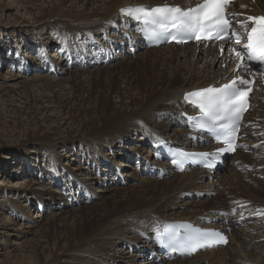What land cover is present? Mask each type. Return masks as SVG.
Listing matches in <instances>:
<instances>
[{"label": "rangeland", "instance_id": "rangeland-1", "mask_svg": "<svg viewBox=\"0 0 264 264\" xmlns=\"http://www.w3.org/2000/svg\"><path fill=\"white\" fill-rule=\"evenodd\" d=\"M108 1L109 0H101L100 3L103 5L98 6L97 9L106 5ZM52 2L53 4H57L58 0H52ZM52 2L50 0H0V264H46V260H50L49 264H92L88 257H83V260H78L74 259L75 255H66V257L62 255V250L66 245V240L64 239L67 234L65 230H62L63 226L75 227L76 224H79L81 211L85 208V210H90L88 206H99L101 210L113 209L114 205L111 203L107 207L105 204L108 199L110 202L116 200L117 197L110 199V197L113 196L114 188H121L119 189V195L123 196L126 190H133V193H139L140 186L146 178L158 180L159 186H161L163 180H166L163 179V177L162 179L156 178L152 173L151 176H147V173H144V171L142 172L140 169L141 165L135 161L134 154L127 155V159L122 156H109L111 161L105 159V162L99 163V166L96 165L95 170L94 164H81L77 162L76 159L79 157L81 149L79 148L80 144L78 142L95 136H83V132H89L93 126L96 127L94 129L100 126V124H98L99 116L96 117L91 112L86 114V110L90 109L94 104L96 95L93 98H88L87 93L83 94V92L79 91V93H82L81 97L85 98L84 104H82V102L78 105L79 108L83 106V110L80 114L74 112L72 117L67 113L68 107L62 106L67 97V99L71 98L72 90L70 93L69 88L72 86L71 83L73 81L77 83L80 73L78 71L82 73V75L80 74L79 76L80 80L83 79L82 81L84 82L83 84H85V88H88L92 74L94 76L98 72L104 73L107 70L109 72L112 70L120 74L124 66H136L138 63L142 64L143 60H145V54L150 52L148 49H153V47L145 48L141 45L139 48H136L135 52L132 54L129 53L126 43H123L127 40L124 38L127 33L122 38H119L117 30L119 28L121 29V24L118 23L119 28L118 24H112L107 32L114 34L117 31V33L115 34V39H109L107 45H116V49L112 50V48H110V59L106 61H97L100 57L98 55L97 59L93 51L99 49V52H102L101 48L105 38H101V34H105L106 31L101 29L100 35L93 34L90 39L91 41H88V43H85L87 42V38L82 34L76 35L72 33L65 35V37L72 35L70 39L73 37H75L76 40L81 37L85 39L84 43L79 40L75 43H71L67 37L60 39L58 30L56 28L52 30L54 27L51 26V24H57L64 28H74L71 20L77 16L92 14L91 5L84 4V0H73V3L72 0H65V7L68 8V6H72V10L62 17L70 20V24L62 23L60 20H56L58 17L53 16L41 20L42 7L48 8L47 6L53 5ZM59 7L60 6H58V8ZM58 14L62 15V12L59 13L58 10ZM120 32L122 31L120 30ZM38 39L46 41L52 40L54 44L59 45V47L53 45L48 48L49 55L43 52L36 56V58L41 61L40 63L44 61V59L40 60L41 56L46 57L48 60L51 59L52 63H44V67L47 68V65H50L51 69L55 67L58 74L55 73V70L46 72L38 65L32 64L34 60L26 56L32 55L30 52H26V54H14L15 49L26 50L28 48L27 46H32L31 44L35 41L37 43ZM175 48L178 47L175 46ZM79 50L81 51L79 52ZM125 50H127V52ZM161 52H163L162 49L161 51H151L152 54L156 53L160 56L162 58L161 61H163L164 53ZM90 56H92V58ZM66 58L69 60L66 61ZM78 58L82 60L78 62ZM18 59L21 60L19 61ZM181 62L183 61L181 60L180 63ZM175 64V61H171L168 64V68L163 71L165 77L169 76ZM158 67L161 68L160 63ZM136 70L134 75H132L131 71L129 72L132 80L136 78L132 83L133 87L136 86L138 80L145 82L144 70L140 65ZM138 73L139 76L136 77L135 75ZM178 76L183 77L184 70L178 72ZM42 77H52V82L58 79L60 83L58 82L57 84V82H54L53 91H50L49 87L43 86L44 84L42 83L46 80ZM88 77L90 78L89 81ZM116 78L118 81L117 88H120L121 92L126 96L125 90L127 88L124 85L126 78L120 75L116 76ZM60 79L64 82L62 83ZM70 79L72 81H70ZM102 79L103 85H106L108 83L106 76H103L101 80ZM23 87H25V89H23ZM28 93L31 94L32 99L27 96ZM132 93L133 91H130V94ZM103 94L112 104L116 103V93H110V91L105 88ZM60 95L65 96L61 97ZM126 99L127 98H125L124 101H126ZM118 104L117 102V105ZM34 121H37V124L34 123ZM161 121L165 120L163 119ZM38 123L45 133L42 135L47 136L49 140L54 139L52 143H37L32 141L28 143V135L38 132ZM168 123V133H172L178 125H175L176 121H168ZM56 124L58 125L56 126ZM82 125H84V128ZM107 132L110 134L112 129L107 130ZM70 138L74 140H70ZM137 143H139V141H134V144L129 143V145L133 144L131 146L137 148L140 156L147 154V150L150 148L148 143ZM69 144H72V146ZM130 147L125 149V151H132L133 149H130ZM152 157H154V155ZM120 161L123 162L122 166L118 164ZM131 161H134V163H131ZM53 163L56 165L55 168ZM125 163H127L128 166L123 167ZM104 165L107 168L114 167L113 169H116L109 173L110 180L116 175L114 178L115 180L107 182L103 170L105 167ZM89 167L92 169L91 173L89 171L90 169H88ZM117 167H119V170ZM53 168L56 170H53ZM153 172L155 173V171ZM119 175L121 178L124 177L126 179L124 184L116 183V178L118 179L120 177ZM260 178L261 177H259L258 180H260ZM102 184H107L106 186L108 187H103ZM210 195L212 194H207L205 197L208 199L222 196ZM224 195L227 198V193ZM144 196L151 197V194ZM200 199H202V197L199 195L190 197L189 199L188 197L183 199L179 198V200H177V205L185 201H200ZM186 209L190 210L191 208L186 207ZM221 217L228 220L226 216ZM229 222L232 223L231 221ZM256 222L257 221H254L250 225H254ZM260 231L259 229H255L252 232V234L255 236L257 235L256 237L259 239L252 241L255 245L251 246L250 249L247 247L243 249L244 255H246L243 256V258H239L241 254L240 245H236V243L232 245V242L229 243V247L227 248L228 252L233 251L232 253L234 254L237 250L236 253H239L238 259L229 264H264V233L261 234ZM126 241L133 242L129 240ZM108 242V239L103 237L97 239L95 245L87 246V248H94L91 251L92 255H96L99 262L100 260H105L108 256L113 259L121 258L124 261H132L131 257H128V255L132 254L135 249L137 250L138 248L136 247H140V243L143 241L134 243V250L127 248L125 245L122 246L121 244H117L114 249H112L108 246ZM144 243L147 244V242ZM147 251L148 250H145V253ZM219 251L224 253V250ZM138 253L139 255L141 254L140 252ZM39 254L41 257L43 256L42 259ZM72 254L76 253L72 252ZM147 255H142L140 258L143 260L148 259L154 263L158 262V257L151 258L150 256L148 258ZM136 261L137 260H135V264ZM200 261H203V264L212 262L207 261V259H202V257Z\"/></svg>", "mask_w": 264, "mask_h": 264}, {"label": "bare ground", "instance_id": "bare-ground-1", "mask_svg": "<svg viewBox=\"0 0 264 264\" xmlns=\"http://www.w3.org/2000/svg\"><path fill=\"white\" fill-rule=\"evenodd\" d=\"M50 1L52 2V0ZM84 1V4L91 5L93 13L85 16H77L71 20L74 28H64L61 25L51 24V26L54 27L52 30H55V28L58 30L60 39L61 37L65 38V35L67 34H82L87 38V42L85 43H88V41H91L90 39L93 34L100 35L101 29H103V31H107L109 28H111L112 24L116 25L120 23L121 29L119 28L118 24V37L122 38L126 35V33L127 35L130 34L129 41L134 44L132 48L135 52L137 47L139 48L141 45L145 47V45L144 43L139 42L131 34L133 32V25L131 21L125 17L126 14L122 12V9H128V7L132 5H145L148 7L149 5L158 4L163 0H109L107 4L100 9H97V7L103 5L100 3L101 0ZM260 3L264 4V0H256V3L253 5L254 10L257 12L260 11ZM57 4L60 6V9L58 8ZM57 4L55 3L53 5L47 6L48 8L42 7L40 19L43 20L47 19L49 16H53L58 17L56 20H60L62 23L70 24V20L62 16L71 11L72 6H68V8H66L65 0H58ZM57 9L59 10V13L62 12V15L58 14ZM120 30L122 32H120ZM127 42L128 41L126 40V42L124 41L123 43L125 44ZM37 43L38 45L41 44L46 46L47 50L53 45H56L52 40L46 41L43 39H38ZM56 46L59 47V45ZM129 49L130 48H128V51ZM161 49L163 51L161 53H164L163 61H161L162 58L156 53H151L152 50L161 51ZM125 51L127 52V50ZM148 51L150 52L145 54V60H143V62L141 60L142 64L138 63L136 66H124L120 74L115 73V71L112 70H110V72L107 70L104 73L98 72L94 76L92 74L91 79L88 77V81L90 79L88 88H85V84H83L84 82L82 81L83 79L81 78L82 80H80L79 76L80 74L82 75V73L81 71H78L80 73L77 83H74V81L72 83L70 82L72 84V86L69 88L70 93L72 90L71 98H64L65 103H63L62 106L68 107L67 113L72 117L74 112L80 114L83 110V106H81L82 108H79L78 106L82 102V104L85 102V98L81 97V92H83V94L87 93L88 98H93L96 95L94 104L90 107V109L86 110V114L91 112L96 117L99 116L98 124H100V126L97 129H94L96 127L93 126L89 132H83V136H95L93 138H87L81 142H78L80 144L79 148H81L79 157L76 159L78 163L94 164L95 170L96 165L99 166V163L105 162V159L111 161L109 156H122L126 157L127 159V155L134 154V158L137 163L140 164L145 162V165H141L140 168L142 172L144 171V173H147V176H151V173L154 170L156 174H163V179L166 180H163L161 186H159L158 180L146 178L143 180V183L140 186L139 193H133V190H126L123 193V196L119 195V189L121 188H114L113 196L110 197V199L117 197L116 200L110 202L108 199L107 203L105 204L107 207L111 203L114 205L113 209L106 208L107 210H101L99 206H88L90 210H85L86 208L82 210L79 224H76L75 227L63 226V229L61 228L67 233H65L66 238L64 240H66V245L62 250V255L65 257L66 255H75L74 259L78 260H83V257H88L92 264H135V260H137L136 264H203V261H200L201 257L202 259H207V261H212L209 264H229L238 259L239 254L236 253L237 250L234 252V254L232 253L233 251L228 252L227 248L229 247V243L232 242V245L233 243L240 245L239 247L241 249V254L239 255V258H243V256H246L244 255L243 249L248 247V245L251 244L253 240L256 241L259 239L256 237L257 235L255 236L252 234V232L255 229H259L261 230V234L264 233V150L253 152V154L250 155L238 153L235 155V157L233 156V159L228 160V162H224V166L226 168L225 172L213 174V176L207 171H205L207 173L205 175L203 172L204 170L199 169L200 171H198V168L190 171L189 173H174L170 170L169 164L167 162L154 160V157H152L154 155V150L150 147V144L155 143L158 137H171L169 139H173L175 142H181L182 144L188 146L192 145L190 140L186 138L187 131L185 132V130L177 127L172 133H168V121H176V114L178 111L184 108L183 102L181 101V96L184 91L193 89L195 87L204 86L205 84L212 82L214 79L226 74L224 72H227L226 68L228 67V64L226 62L227 57L225 55L218 56L214 51H212V49H210V47L204 50L202 48H194L191 50L189 47L175 48L174 45L170 44L166 47L158 49L153 47V49H148ZM26 56L27 58L34 60L32 64L38 65L44 71L50 72L55 70V73L58 74V71H56L55 67H53V69H51L50 65H47V68L44 67V63H52L51 59L48 60L46 57L41 56L40 60L44 59L42 64L38 58L33 57L32 55ZM18 60L20 61L21 59ZM68 60L69 59L66 58V61ZM81 60H79V58L77 59L78 62ZM181 60L183 62L180 63ZM171 61H175V67L172 68L169 76L165 77L163 71L168 68V64ZM159 63L161 68L158 67ZM139 65L144 70L143 74L145 77V82L138 80L136 82V86L133 87L132 83L136 80V78L135 80H132L129 72L131 71L132 75H134L137 71L136 68H138ZM182 70H184V76L179 77L178 72ZM119 75L126 78L124 84L127 88L125 90L126 96H124V93L121 92L120 88H117L118 81L116 76ZM103 76H106L108 80L106 85H103L102 83L103 79L101 80V78ZM135 76L138 77L139 73ZM42 78H44L46 81L42 80L44 83H42V81L41 83L44 84L43 86L49 87L50 91H53V83L57 82L58 84L59 82L58 79H55L52 82V77ZM60 81L62 83L64 82L61 79ZM70 81L72 80L70 79ZM105 88L108 89L110 93H116V103L112 104L103 94ZM23 89H25V87H23ZM79 91L81 92L79 93ZM130 91H133V93L130 94ZM262 94L263 92H254L253 109L247 114L246 117V121L251 123V127H255L256 130L254 133L259 134V137L256 138V141H250L249 143H255L264 140V99L261 97ZM27 96L31 98L30 93H28ZM124 97L128 100L126 99V101H124ZM117 102L119 103L118 105ZM163 119L165 121H161ZM36 122L37 121H34V123ZM58 124H56V126ZM38 126L39 127L37 130L41 133L36 132L29 134L27 140L28 143L31 141L37 143H52L54 139L49 140L47 136L42 135L45 133L42 131L40 127L41 125L39 124ZM82 126L84 128V125ZM111 129L112 132L108 134L107 130ZM38 134L42 136H39ZM249 137H252L251 132L250 135H248V138ZM70 140L74 139L70 138ZM134 141H139L141 144L148 143L150 147L147 150L148 153L144 156H140L137 148H135V146H131L134 144ZM129 143L133 144L129 145ZM69 145L72 146V144ZM128 147L133 150L125 151V149ZM203 150L207 154L211 153L210 147H207ZM239 159L242 162H255V164L237 162V165L233 166L236 160ZM118 164L122 166L123 162L120 161ZM53 165L55 168L56 165L54 163ZM125 166H128V164L125 163L123 167ZM245 166L247 167L245 168ZM54 168L53 170H56ZM113 168L114 167L107 168L106 166L103 168L107 182L115 180L114 178L116 175L111 180L109 179L110 171L112 172L116 170ZM256 168H260V171H256ZM88 169H90V167ZM117 169L119 170V167H117ZM89 171L91 173L92 169ZM211 176L212 178L209 180V177ZM259 177H261L260 180H258ZM125 182L126 179L124 177L121 178L120 176L118 179L116 178L117 184H124ZM106 185L107 184H102L103 187H108ZM225 193L228 195L227 198L224 195ZM150 194L151 197L144 196ZM207 194L222 196L218 198L212 197L207 199L205 197ZM196 195L201 196L202 199H200V201H185L180 205H177V200H179V198L183 199L188 197L189 199L190 197H194ZM238 204H245V206L252 208L259 207L263 214L260 220L254 225L246 224L238 228V230H235L236 226L230 223V220L223 219V228L225 230H233L230 242H228L224 248L200 252L189 259L180 258L174 259L172 261H168L167 259H164L163 256L154 253L151 258L158 257L157 263L151 262L148 259L143 260L140 258L142 255L147 253H145V251H141V248H139V251L138 249L134 250L135 247L133 244L137 241L147 242V244H145L149 248L148 251L150 250V240L146 239V235L149 234V231L152 229L154 224L162 225L163 222L169 221L171 219L180 223L190 220H196L198 222L209 221L219 217L217 212H225V209H229L231 206H237ZM186 207L191 209L187 210ZM103 237L108 239V246L112 249H114L117 244H121L122 246L125 245L127 248L133 249V253L128 255V257H131L132 261H124L121 258L113 259L108 256L105 258V260H100L99 262L96 258L97 256L92 255L91 251L94 248H87V246L95 245L97 239H101ZM125 239L133 242H128ZM219 250H224V253H221ZM72 252L76 254H72ZM138 252L141 254L139 255ZM147 256L148 258L150 257L149 254ZM42 258L43 256L41 259ZM49 261L50 260H46V264H49Z\"/></svg>", "mask_w": 264, "mask_h": 264}, {"label": "snow or ice", "instance_id": "snow-or-ice-1", "mask_svg": "<svg viewBox=\"0 0 264 264\" xmlns=\"http://www.w3.org/2000/svg\"><path fill=\"white\" fill-rule=\"evenodd\" d=\"M229 0H197L196 7L183 9L181 7L162 6L147 7L138 6L135 8L122 9V12L134 18L145 25L153 26V37H156L155 28L167 32L169 27L176 29L177 32L194 36L196 39L223 38L228 35L232 27L230 14L226 12ZM251 22V30L248 31ZM240 27L245 29L243 35L236 31L231 32V37H235V44L241 45V40H246L242 45V50L235 47L231 51L235 52L237 58L241 61L244 59L243 53L249 60H259L264 62V17H247L245 21L240 22ZM241 65L238 64L239 68ZM240 84L249 83L247 80L240 78ZM236 81L225 84L221 88H206L197 92L186 94L188 98L193 99L194 104H198L201 112L204 113V123L200 124L201 128L207 127L209 131L215 132L217 139L224 137L223 142L232 145L235 134L239 130L238 125L242 112L246 108L247 92L234 85ZM217 121H230V123H221L219 131L215 125ZM226 151V149H220ZM208 155V154H203ZM210 166V165H208ZM178 233H171V241L180 244L190 250H195L197 246H205L199 243L197 237L189 236L182 240H176ZM208 236L215 237L219 241L227 242L226 239L218 232H211Z\"/></svg>", "mask_w": 264, "mask_h": 264}]
</instances>
